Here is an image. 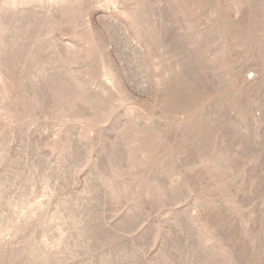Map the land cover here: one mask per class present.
<instances>
[{
	"label": "rangeland",
	"instance_id": "rangeland-1",
	"mask_svg": "<svg viewBox=\"0 0 264 264\" xmlns=\"http://www.w3.org/2000/svg\"><path fill=\"white\" fill-rule=\"evenodd\" d=\"M0 264H264V0H0Z\"/></svg>",
	"mask_w": 264,
	"mask_h": 264
}]
</instances>
